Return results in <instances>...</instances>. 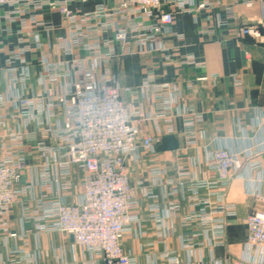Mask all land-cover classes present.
<instances>
[{"label":"crops","instance_id":"0c3cea01","mask_svg":"<svg viewBox=\"0 0 264 264\" xmlns=\"http://www.w3.org/2000/svg\"><path fill=\"white\" fill-rule=\"evenodd\" d=\"M243 1L212 0L213 4L204 9L179 11L171 30L163 35L168 49L165 54L154 51L142 55L134 49L108 63L114 79L134 89L143 84L148 69H153L156 83L180 87L174 111L181 113L193 107L197 112V121L191 127L199 134L194 137L185 135L182 116L174 119L172 133L167 132L162 119V133L152 120L141 124L146 135L162 139L166 135L176 136L179 147L159 151L157 144L154 149H142L127 162L137 205L130 209L136 220L127 227L122 248L133 264H264V252L247 246V219L264 208L259 198L264 184V45L251 35L236 34L240 26L264 20V0H252L251 5ZM228 6H233L235 17L226 24ZM86 8L91 9L92 5ZM5 10L0 8V15ZM37 13L38 20L54 25L50 32L44 25L30 21L31 27L21 33L18 21L12 24V32L5 30V22L0 26V114L6 122L0 126V136L7 126L20 130L24 133L25 153L20 182L25 190L8 212L5 229L0 226V264H11L14 251H20L24 257L21 264H85L94 255L77 246L72 234L40 230L36 224L39 219H54L45 216L42 194L48 195L45 201L61 198L67 203L79 202L86 172L76 165L63 175L54 170L55 180L43 186L41 168L49 158L37 149V143L42 139L49 144L54 141L41 133L45 124L40 126L34 113L22 114L11 98L12 94L27 98L45 96L48 90L59 94L65 88L66 80H48L45 84L39 81L45 75L46 62L65 65L71 59L58 48L59 40L69 37V24L51 6ZM19 47L26 51L21 59H15L14 66L18 74L26 71L28 79L11 87L8 60L10 51ZM166 54L170 60L165 58ZM188 55L203 65L183 64L182 59ZM201 77L207 79L200 80ZM45 99L38 102V109L44 113ZM123 100L128 107L140 108L149 116L156 114L159 106L152 101L151 90L144 94L126 93ZM65 118L60 110L48 120L59 126ZM219 148L239 153L245 161L224 189L215 184L210 167L212 152ZM248 159L259 161L261 166L251 168ZM156 170L161 171L160 180L155 179ZM183 170L189 172L186 177L180 175ZM205 199L219 210L211 219H193ZM173 204L178 207L173 208ZM217 225L223 230L221 236L214 231ZM191 234L195 239L187 238Z\"/></svg>","mask_w":264,"mask_h":264},{"label":"built area","instance_id":"2783aa9c","mask_svg":"<svg viewBox=\"0 0 264 264\" xmlns=\"http://www.w3.org/2000/svg\"><path fill=\"white\" fill-rule=\"evenodd\" d=\"M243 2L247 5L253 3L252 0ZM212 4V0H106L101 3L97 0H0V8L6 9L0 15V26L5 22L8 32L12 31L15 21L22 25L20 33L22 29L31 27L29 21L44 25L50 32L54 25L38 20L40 14L37 11L46 6L56 8L69 24V37L60 39L58 48L71 59L65 65L46 62L45 75L39 81L45 84L48 80H66L64 90L59 94L48 90L45 96L39 94L33 98L12 94L11 98L22 114L34 113L37 123L40 126L45 124L41 133L54 141L49 144L42 139L37 143V149L49 158L41 168L40 183L43 186L55 180L54 170L63 175L76 165L86 172L79 202L67 203L61 198L45 201L48 195L42 194L40 201L44 204L45 216L54 219L52 222H40L39 219L36 224L40 230L72 234L76 244L94 255L85 264H133V259L122 248L127 227L136 220L130 209L137 205L127 162L138 156L142 149H154L162 141L161 136L142 133L141 124L152 120L157 131L162 133L159 123L162 119L167 132L172 133L174 119L182 116L186 126L185 135L194 137L199 134L191 127L197 121V112L193 107L181 113L173 110L180 98V87L156 83L153 69H148L143 84L137 89L123 86L112 76L108 63L110 59L134 49L142 55L154 51L165 54L168 49L164 45L163 35L171 30L175 14L204 9ZM87 5H92V8L87 9ZM226 11L227 24L234 19L235 12L233 6L226 7ZM236 32L238 36L251 35L264 45V20L240 26ZM20 42L23 43V40ZM25 51L24 47L10 51L8 71L11 87L28 79L26 71L18 74V69L12 65L15 59L22 58ZM165 58L170 60L171 57L166 54ZM182 63L203 65L193 55L184 57ZM199 79L205 80L207 77ZM146 90L152 91V101L159 104L156 114L152 116L140 108L128 107L123 100L126 93L144 94ZM44 98L47 99L45 113L38 109V102ZM60 110L66 118L62 125L54 126L48 119L56 116ZM5 123L4 116L0 114V126ZM6 130L0 136L3 151L0 157V226L4 229L8 212L25 190L20 187L25 161L24 133L10 126ZM247 162L251 168L261 166L254 159ZM244 164L239 153L226 148L214 150L210 167L215 174V184L224 189ZM153 174L156 180L162 178L160 170ZM188 174L187 170L180 172L184 177ZM139 183L142 185L143 182L140 180ZM145 194H149L147 190ZM259 198L264 205V184ZM172 207L177 208L178 205L173 204ZM219 208L213 207L212 202L205 199L199 212L193 214L192 218L211 219ZM247 226L248 248H259L264 252V208L248 217ZM214 231L219 236L223 232L219 225ZM187 238L193 240L195 235ZM23 260L21 252L14 251L10 263L21 264Z\"/></svg>","mask_w":264,"mask_h":264},{"label":"water","instance_id":"95a60500","mask_svg":"<svg viewBox=\"0 0 264 264\" xmlns=\"http://www.w3.org/2000/svg\"><path fill=\"white\" fill-rule=\"evenodd\" d=\"M106 0H97V2H105ZM179 147V140L174 135H166L163 137L161 143L158 144L157 149L159 151L175 150Z\"/></svg>","mask_w":264,"mask_h":264},{"label":"rangeland","instance_id":"374dc122","mask_svg":"<svg viewBox=\"0 0 264 264\" xmlns=\"http://www.w3.org/2000/svg\"><path fill=\"white\" fill-rule=\"evenodd\" d=\"M4 14V13H3ZM12 29V28H11ZM10 32H12V31H10ZM10 57V56H9ZM9 61V60H8ZM9 64V66H10V62L8 63ZM12 65L14 66V63H12ZM77 246H80V245H77Z\"/></svg>","mask_w":264,"mask_h":264}]
</instances>
